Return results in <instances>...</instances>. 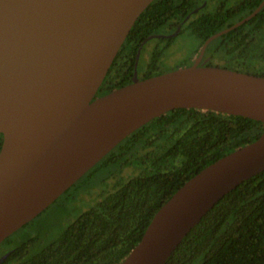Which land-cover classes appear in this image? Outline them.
Wrapping results in <instances>:
<instances>
[{"label": "water", "instance_id": "water-1", "mask_svg": "<svg viewBox=\"0 0 264 264\" xmlns=\"http://www.w3.org/2000/svg\"><path fill=\"white\" fill-rule=\"evenodd\" d=\"M155 0H0V245L52 206L134 132L177 109L264 124V77L193 66L138 78L97 97L143 12ZM248 17L209 38L219 37ZM264 172L255 142L188 180L120 264H166L227 194ZM8 255L0 260L2 264Z\"/></svg>", "mask_w": 264, "mask_h": 264}, {"label": "trees", "instance_id": "trees-1", "mask_svg": "<svg viewBox=\"0 0 264 264\" xmlns=\"http://www.w3.org/2000/svg\"><path fill=\"white\" fill-rule=\"evenodd\" d=\"M263 1L243 0L236 7L222 2L193 16L185 31L201 46L251 15ZM196 4L198 0H155L133 26L97 97L131 84L141 43L164 34L174 21H183ZM208 51L219 63L207 66L264 77V7L249 22L216 39ZM160 58L152 57L143 79L169 72L161 68ZM263 131L261 122L197 109H177L154 119L66 192L75 189L73 200L101 178L105 189L89 210L56 235L28 232L33 221L27 224L0 245V250L6 249L1 252L9 254L2 264H120L141 242L155 214L188 180L255 142ZM3 139L0 134V151ZM126 168L137 173L122 176ZM166 264H264V172L222 198Z\"/></svg>", "mask_w": 264, "mask_h": 264}, {"label": "rangeland", "instance_id": "rangeland-1", "mask_svg": "<svg viewBox=\"0 0 264 264\" xmlns=\"http://www.w3.org/2000/svg\"><path fill=\"white\" fill-rule=\"evenodd\" d=\"M200 1L202 0H199V2ZM210 1L212 2V0ZM221 1L223 0H215V3ZM228 5L231 4L229 3ZM196 43L197 38L193 35H187L175 41L165 55L170 56L171 53L178 49L182 51V55L180 57L176 56L169 59L168 61L170 63L164 62L162 64L163 69L168 71L170 69V66L178 64L182 58L183 62L184 60L189 62V58L196 48ZM150 46L152 47L153 44H150L147 49H149ZM150 55L151 53H149L147 50L146 54L143 56L141 67H143V65L149 60ZM136 173L137 171L134 168H126L122 172V176L130 177L135 175ZM101 180V178H98L92 184H90V186L83 187L79 192L75 194L73 200L71 199V193L75 190L74 188V190L72 189L68 194H63L52 206H50L45 212H43L33 221V224L29 227V229H27L28 232L40 233V235L45 236L46 233L49 234L50 231L55 235L63 231L65 227L73 223L83 212L89 210L96 203L100 194L105 189V185L101 183ZM80 184L81 183H79V185ZM4 250L6 249H3L2 251Z\"/></svg>", "mask_w": 264, "mask_h": 264}, {"label": "flooded vegetation", "instance_id": "flooded-vegetation-1", "mask_svg": "<svg viewBox=\"0 0 264 264\" xmlns=\"http://www.w3.org/2000/svg\"><path fill=\"white\" fill-rule=\"evenodd\" d=\"M242 1L243 0H223L221 2L215 3V0L214 1L212 0V2L210 0H202L199 2V0H198L199 4L194 5V9L188 13V15L186 16V18H184L183 21H178V20L174 21L169 27L167 26V28H165L164 34L153 35V36L149 37L148 39H146L143 43H141V45L139 46V49L137 51L134 75L137 72L138 78L140 80H145V79H143L144 73H142V71H143V69H145L148 66L149 62L152 60V57L154 55H159L161 57L160 62H161V68L162 69H163L162 64L164 62L168 63L169 59L176 57V56L180 57L182 55V51H180L179 49L175 50L173 53H171L172 56L167 55L168 56L167 57L165 54H167L168 50L172 47V45L174 44L175 41H177L178 39H181L184 36L192 35V34H190V31L186 32L185 30H186V26L188 25L189 21L192 19L193 16L199 15L201 11H205V10L212 11L213 9L218 7L222 2H227L228 4L230 3L231 5H229V6H232V7L235 6L236 7L237 4L242 2ZM169 41H171V44L168 46V43H170ZM199 42L200 41L197 39L196 48L193 51V54L190 56L189 62L186 60H184V62H183L182 61L183 58H182L178 64H175L174 66H170V69L168 71L169 72H171V70L174 71L175 68L179 69V68L190 67V66H193L198 61H199L200 66H206V67H211V66H207V65H210L211 62H213L215 65L218 64L219 63L218 58H212L211 53L208 51L209 46L213 42H211L208 45V47L206 48V51L204 52L202 58H200L201 51H202V48H203L206 41L201 46L199 45ZM150 44H153V46L152 47L150 46L149 49H147V47ZM147 50L149 53H151L150 58L143 65V67H141V62H142L143 56L146 54ZM161 51H163L162 55L160 54ZM177 69H175V70H177ZM164 71H166V70H164ZM133 78H134V76H133ZM2 252L0 251V260L4 256L9 255L7 253L3 254Z\"/></svg>", "mask_w": 264, "mask_h": 264}]
</instances>
